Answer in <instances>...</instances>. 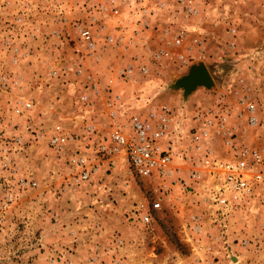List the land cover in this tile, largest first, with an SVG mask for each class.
Listing matches in <instances>:
<instances>
[{
	"label": "rangeland",
	"instance_id": "rangeland-1",
	"mask_svg": "<svg viewBox=\"0 0 264 264\" xmlns=\"http://www.w3.org/2000/svg\"><path fill=\"white\" fill-rule=\"evenodd\" d=\"M62 17L70 22L66 25V37L49 36L45 40L39 35L27 39L36 26L44 35L56 30ZM106 20L117 35L124 28L132 34L127 42L128 47L132 45L130 48L113 46L116 41L104 36ZM80 29H88L93 34L104 66L91 67L92 55ZM161 32L166 39L160 45L155 38ZM263 47V41L246 40L235 51V0H0V264H39L31 262L30 254L37 250L33 247L38 248L42 239L38 229L41 220L46 229L48 264H71V261L94 264L87 260L96 252L94 249L89 253L81 248L74 259L66 253L73 252L70 249L74 235L68 231L73 225L80 226V233L85 234H77L76 245L109 240L110 257L107 255L100 264H114L116 258L124 264H264V213L260 212L258 197L253 203H245L243 207L249 210L235 217V208L226 212V208L221 209L210 200L214 186L209 178L189 187V182L177 184L166 196L158 192L161 188L158 179L138 174L123 161H118L112 170L104 168L98 179L72 188L68 185L72 180L71 155L90 151H84L77 144L68 145L63 152L57 150L50 143L57 125L54 119L49 116L39 124L37 116L44 115L40 105L37 112H32V120L16 117L15 114L22 115L24 111L19 108V112H12L15 90L7 88L10 82L16 81L27 86L36 82L54 84L41 95L42 107L49 106L50 115L54 112L52 97L64 93V111L73 113L78 84L83 86L91 76L100 84L115 79L122 86L120 92H115L128 104L126 114L147 112L154 101L155 106L168 105L176 114L182 106L183 90L169 86L191 65L201 62L209 70L214 85L210 89L201 86L188 97L191 111L213 107L221 100L234 115L236 95L246 87L250 88L249 93L258 95L264 122V57L252 61L254 64L241 62L242 59L235 61L241 58L238 55L243 57L248 50ZM27 52L28 58L24 57ZM126 56L130 59L126 60ZM17 59L19 67L14 66ZM131 62L135 70L130 79L122 81L114 70ZM157 63L162 66V74L153 72V65ZM79 65L81 74L77 73ZM141 66L148 68V72L140 71ZM97 67L101 72L96 71ZM157 81L163 84L153 88ZM60 86H64V92ZM110 89L102 88L105 93ZM143 96L152 97V103L138 110V101ZM14 117L26 124L28 133L21 131L19 137L7 133L13 122L9 120ZM234 119L235 116L232 124ZM240 125L243 131L236 134L239 144L261 143L263 131L248 132L244 123ZM218 144L213 145V155L229 157L228 150ZM90 147L89 141L85 148ZM181 159L180 156L175 159L178 175L188 181L189 167ZM42 194L47 196L46 201H41ZM256 194L259 193L256 191ZM59 197L63 198L60 202L63 234L55 231V198ZM159 198L161 209L153 210L152 204ZM42 212L47 215L46 219ZM145 212L152 217L148 224L139 219V213ZM98 225L103 227V234L96 232ZM119 240L123 245L118 244ZM245 240L250 245L246 246ZM57 246L62 247V252Z\"/></svg>",
	"mask_w": 264,
	"mask_h": 264
},
{
	"label": "built area",
	"instance_id": "built-area-1",
	"mask_svg": "<svg viewBox=\"0 0 264 264\" xmlns=\"http://www.w3.org/2000/svg\"><path fill=\"white\" fill-rule=\"evenodd\" d=\"M80 32L89 48L88 51L94 60H98L99 52L93 34L88 29H80ZM109 40L113 41L112 37H109ZM121 40L122 38H119V41ZM135 67V64L131 62L115 69L114 72L119 79L127 81L131 78ZM82 71L79 65L77 73L81 74ZM140 71L148 72V68L141 66ZM89 79L84 84L85 90L79 98L83 104L92 106L91 96H102L103 90L95 77L91 76ZM240 83H243V80H240ZM249 89L244 87L237 96L234 115L231 109L220 100L218 104L204 109L200 115L196 116L197 120L202 117L200 122L203 123L202 129L194 132L190 130L184 150L178 148L171 139V127L175 114L170 107L153 105L147 109V112L140 111L128 115L123 97L111 89L108 90L106 106L111 130L106 132L93 123L86 125L85 132L90 141L91 147L88 149L90 152L78 151L71 155L69 163L72 169L70 180H72L68 185L74 188L89 183L104 168L108 171L112 170L117 166L118 161H123L134 168L138 174L158 179L161 185L158 192L166 196L171 194L170 192L177 184L189 182L187 186L189 187L204 178H209L214 186L210 200L217 207L226 208V212L233 208L236 210L244 206L251 198L256 197L264 205V132H262L264 122L260 115L259 101L249 93ZM234 116L235 120H238L236 122L246 125L248 132L257 130L260 131L258 133H263L260 144L238 143L236 133L234 135L231 131L233 126L231 120ZM216 136L226 138L229 157L217 158L207 147ZM69 139L71 138L62 134L60 126H56L50 143L63 152ZM177 155L189 167L188 181L178 175L179 169L175 165ZM23 184L28 185L25 182ZM32 185L35 186L36 182ZM152 209H161L160 198L153 202ZM139 219L144 224H148L152 217L145 212L139 213ZM246 243L244 241V244ZM118 244L123 245V241L119 240ZM89 261L93 263L94 259L90 258ZM113 262L121 264L119 259H114Z\"/></svg>",
	"mask_w": 264,
	"mask_h": 264
},
{
	"label": "crops",
	"instance_id": "crops-1",
	"mask_svg": "<svg viewBox=\"0 0 264 264\" xmlns=\"http://www.w3.org/2000/svg\"><path fill=\"white\" fill-rule=\"evenodd\" d=\"M255 10V11H254ZM258 10L261 11L260 13H258ZM65 22V23H64ZM89 22V21H88ZM107 25L104 26V31H102L104 33V36H110L112 37V39L114 41H116L113 46H120V48H124L125 50L130 48L132 45H130L128 47V38L132 35L130 34L127 30H125V28L123 29L124 31H122V33L117 35V31L114 28H110L109 25V21L106 20L105 22ZM70 24V22L66 21V18L62 17V20H59V26L57 27L56 30L48 33V34H43L42 30L38 32L39 28L38 26L35 27V29H32V32L27 34H22V36L27 35V39H35L37 36L40 35V39H47L49 36L52 37V39H55L57 36L60 37L58 39H62V37H66L67 36V31H66V25ZM102 24H104V22H102ZM41 27V25H40ZM115 31H112V30ZM38 32V33H37ZM125 32V33H124ZM75 35V32H73ZM56 34V35H55ZM43 35V36H41ZM13 36V35H12ZM76 37V35H75ZM119 38H122V41H119ZM75 39V38H74ZM135 39V40H139ZM157 40L158 44H162V41L164 39H166L165 33L161 32V34H159L158 38H155ZM246 40H250V41H263L264 42V0H235V51L239 50L241 47V42L242 41H246ZM142 44L147 45V42L144 40V42L142 41ZM159 45V46H160ZM158 47V46H157ZM99 52V51H98ZM247 55H244L243 57H248V59H246V61L244 60V58L242 57V55H238L241 58H236L235 61L240 62H246V63H253L252 61H257L261 58L264 57V47L263 49H253V50H248ZM237 54V53H236ZM26 58L30 57V53H25ZM93 58V56H92ZM89 59L91 61V67L93 66H104L103 64H101L100 62H102V60L100 59V54L98 57V60H94L93 59ZM102 59H103V55H102ZM126 60L130 59V57L125 58ZM159 61V60H158ZM24 62V61H23ZM110 62V60H109ZM126 62V61H125ZM101 65H100V64ZM99 64V65H98ZM137 64H141V62H138ZM253 64L251 66H253ZM20 64V60L17 59L15 61L14 66L19 67ZM45 65L47 66V64L45 63ZM259 65V64H258ZM99 67L96 68V71H100ZM162 66L160 65V63H157V65H153V72L155 73H163V71L160 69ZM253 68V67H252ZM101 72V71H100ZM102 72H105V69L102 70ZM108 73V72H106ZM101 85L102 88L107 89V88H111L112 90H114V93H116L115 91H121L122 90V86H121V82H119V80H115V79H111L109 81H101ZM163 83L160 81L154 82L153 84V88H159ZM30 86V87H29ZM27 86L24 82H20V81H16V82H10L7 85L8 89H14L15 90V94L12 98V105L11 108H14V111H12L15 114V111L19 108L23 109V114L22 115H16V117L21 118V120L23 119H27V117H29L32 120V112H37V106L40 105V111L43 112V116H40L38 118H36V120L40 122H46L45 120L47 118H49V116H51L54 119V122H56V126H60L61 130H62V134L64 133L65 137L67 136V138H71L69 139V141L66 143L65 148H67L68 145H79L82 147V149L84 151H88V149L85 148V145L87 142H89V138L85 132V127L88 124H96V126L98 128H101L103 130H105L106 132H109L111 129L109 127L110 125V119L107 116L108 113V108L106 106V101H108V97L107 94L105 92V90H103V95L99 96V97H92L91 96V101L93 102L92 106L89 105H85L83 104V102L80 101V95L84 92L85 88L84 85H77V92H78V99L75 101L77 103V105L74 108L73 113H66L64 111V101H65V96L64 93L55 97H52L54 102L52 103V112L49 115V106L46 108L42 107V104L44 106V100L41 97L42 93L48 91V89L50 87H53V85L49 86L47 83H38L36 82L33 85H29ZM61 89V91H63L65 88L64 86H60L59 87ZM64 92V91H63ZM29 93V94H28ZM65 95L67 98V94H66V90H65ZM94 96V95H93ZM261 97V94L259 95ZM254 97L257 99L258 95L254 94ZM51 98V99H52ZM237 98V95H236ZM151 99H153L151 97ZM148 96L146 97H142L141 100L138 101L137 104V109L139 110L141 107L146 106L148 107V103H152L151 100ZM128 101V100H127ZM36 102V103H35ZM126 102V100L124 101ZM129 102V101H128ZM42 103V104H41ZM131 103V102H129ZM156 103L155 101L153 102ZM189 102H184L182 101V106L180 107V109L177 110L175 117L173 119V124L171 127V139L174 140V143L176 144V146L178 148H183V150L185 149L186 145H187V134H189L190 130L194 131H200L202 129V125L203 123H200L202 120V117H200L198 120L195 119L196 116L200 115L202 113L203 110L200 111H191V109L189 108ZM133 104V103H132ZM132 104H130L131 106H133ZM30 106L29 109H27V106ZM128 105V104H126ZM150 105V104H149ZM155 106V105H154ZM163 106H167L168 105H164ZM135 107V105H134ZM236 108V106H235ZM44 109V110H42ZM203 109V108H202ZM37 115V113H34ZM24 117V118H23ZM18 118H15L13 120H9V121H13L11 122V128L9 129V131L7 133H10L9 135H15L17 137L21 136V131H25L26 133H28L27 129H26V124L25 123H21L20 120H18ZM122 118V117H121ZM124 119V118H122ZM36 120L34 122H36ZM238 120H233V126H231V131L232 133H236V134H240L243 131V127L242 125H240V122H236ZM7 122V121H6ZM27 122V121H25ZM32 122V121H31ZM31 122H28V124H31ZM19 123V125H18ZM6 124V123H4ZM7 126V124H6ZM7 128V127H6ZM262 131L264 132V127L262 128ZM24 132V133H25ZM31 134V133H30ZM225 137L224 136H216L210 143H208L207 147L212 151V153L214 152V148L213 145H215L217 142L220 143L217 146H220L221 148H226V141H225ZM87 140V142H86ZM216 146V145H215ZM97 178H94L93 181ZM44 194V193H43ZM42 194L41 196V201H46L47 196L45 197ZM259 199V198H258ZM257 200L256 198H251V200H249L248 202L252 201V203ZM55 203H56V207L54 210V215L56 216V225L55 228L57 231V233H61L63 234L65 232L63 225L61 224L60 218L63 217V210L61 209L62 205L60 204V202H63V198L59 197L55 198ZM246 202V203H248ZM259 202V201H258ZM251 203V204H252ZM259 204L261 205L260 208V212L262 211V213H264V205L259 202ZM249 205V204H248ZM250 206V205H249ZM42 207V206H41ZM248 207V206H247ZM43 208V207H42ZM251 209V208H250ZM45 210V209H44ZM247 209L244 208L243 206H241L240 208H237L235 210V217H241V215L246 211ZM249 210V209H248ZM247 210V211H248ZM46 211V210H45ZM41 215L46 219L47 215L44 214L43 212L41 213ZM52 216V215H51ZM245 217V216H244ZM42 223V220H41ZM41 223L38 226V229L40 231L41 234V242H39L40 244L37 247H33L34 251L31 255V262L33 263H37L39 262V264H48V250L45 249V245H47L45 243V238H44V234H46V229L45 226L41 225ZM80 226L78 225H73L68 229L69 232H72L71 234L74 236H71V239H73L72 245H71V249L73 250V252H71L72 254H70L69 251H66L67 254L70 255V257H72L74 259V256L76 254H78L79 251H81V248H86L87 252H90V249H94L96 252L92 253L89 257H91L92 259H94V264H100L101 260L105 259L106 257L108 258L109 254H111L110 249V245H107V241L109 240H104L103 243L99 242V244H91L90 242H85L84 244H74V241H76L75 237H78L77 234L79 233V235H85L84 233H80ZM67 231V232H68ZM91 231H89L90 233ZM96 232L103 234L105 231L103 230V227L101 228L99 225L96 229ZM106 237V235H104ZM58 237V236H57ZM61 237V236H59ZM106 239V238H105ZM246 246L250 245L249 244V240H245ZM98 243V242H97ZM242 244V243H241ZM60 245V244H58ZM244 246V245H242ZM35 248V249H34ZM42 249H45L44 253H42ZM57 250H59V252H62V247L60 248V246H57ZM109 250V251H108ZM43 254V255H42ZM75 254V255H74ZM108 255V256H107ZM65 257V256H64ZM110 257V256H109ZM33 258V259H32ZM118 258H116L117 260ZM63 260V258H62ZM88 262L90 263V259H87ZM120 260V259H119ZM121 261V260H120ZM198 262L200 263L201 260L198 259ZM56 263H58V259L56 258ZM71 264H73V261H71ZM121 264H124V261H122Z\"/></svg>",
	"mask_w": 264,
	"mask_h": 264
},
{
	"label": "water",
	"instance_id": "water-1",
	"mask_svg": "<svg viewBox=\"0 0 264 264\" xmlns=\"http://www.w3.org/2000/svg\"><path fill=\"white\" fill-rule=\"evenodd\" d=\"M214 80L205 66V64L198 62L191 65L187 72L179 77L169 87L174 90H183V101L186 102L188 97L199 87L212 88Z\"/></svg>",
	"mask_w": 264,
	"mask_h": 264
}]
</instances>
